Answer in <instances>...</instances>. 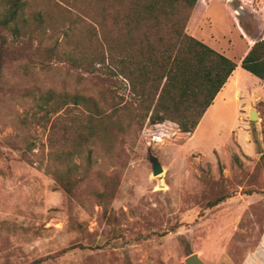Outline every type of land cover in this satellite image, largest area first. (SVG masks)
Returning a JSON list of instances; mask_svg holds the SVG:
<instances>
[{"label":"rangeland","instance_id":"obj_1","mask_svg":"<svg viewBox=\"0 0 264 264\" xmlns=\"http://www.w3.org/2000/svg\"><path fill=\"white\" fill-rule=\"evenodd\" d=\"M21 1L28 25L0 26V264H185L192 254L206 264H264V82L237 66L230 84L242 87L217 97L192 134L145 121L111 153L88 145L59 165L51 123L35 117L26 95L79 93L102 107L107 90L129 98L128 89L100 64L73 63L100 59V31L84 15L99 0H68L72 26L33 22L37 13L62 20L57 0ZM7 8L0 0V14ZM185 32L238 65L264 37V0H197ZM81 112H64L60 150L80 143Z\"/></svg>","mask_w":264,"mask_h":264},{"label":"trees","instance_id":"obj_2","mask_svg":"<svg viewBox=\"0 0 264 264\" xmlns=\"http://www.w3.org/2000/svg\"><path fill=\"white\" fill-rule=\"evenodd\" d=\"M196 2L99 0V12L97 10L89 17L84 14L91 20L87 26H98L100 31V45L96 49V56L100 59L96 62L73 60V63H81L86 70L100 64V70L104 69L108 76L121 77L129 98L107 90L110 96L102 99L101 107L95 99L79 93L47 90L37 98L33 94L26 95L36 101L35 117L51 123L50 155H54L59 165L80 158L88 145L100 144L104 152L111 153L117 137L127 134L133 125L141 128L145 121L152 125L170 122L182 134L194 132L237 67L231 59L185 32ZM7 5L5 12L0 14V26H13L12 30L18 33V22L22 20L24 26L28 25L23 12L24 3L7 0ZM55 5L62 20L53 21L47 19L46 14L37 13L33 15L36 26H72L66 25V17L71 14L68 0H57ZM40 31L42 33L43 29ZM63 34L67 36L66 31ZM240 67L264 82V37L254 41L241 59ZM70 105L82 110L76 116L85 126L76 135L80 143L62 151L56 138L60 128L64 133L69 131L61 121L67 118L63 114L68 112ZM106 109L111 111L108 113ZM62 110L63 114L57 115ZM71 166L78 168L74 163ZM221 201L210 205L215 206Z\"/></svg>","mask_w":264,"mask_h":264},{"label":"water","instance_id":"obj_3","mask_svg":"<svg viewBox=\"0 0 264 264\" xmlns=\"http://www.w3.org/2000/svg\"><path fill=\"white\" fill-rule=\"evenodd\" d=\"M257 114L253 109L249 110V119L250 120H255L257 119ZM150 166H151V172H152V176H157L159 174L162 173V166L160 165L158 159L154 156L150 157ZM185 264H206L204 263L197 254H192L190 256H188L187 258H185L184 260Z\"/></svg>","mask_w":264,"mask_h":264},{"label":"crops","instance_id":"obj_4","mask_svg":"<svg viewBox=\"0 0 264 264\" xmlns=\"http://www.w3.org/2000/svg\"><path fill=\"white\" fill-rule=\"evenodd\" d=\"M196 6V5H195ZM195 8V7H194ZM194 11V10H193ZM250 48V47H249ZM249 48L247 49L246 53L248 52ZM245 53V54H246ZM245 56V55H244ZM240 66V63L237 65ZM237 68V67H236ZM250 74V73H249ZM236 75V69L232 72V74L230 75V77L228 78L227 82L224 84V86L221 88V90L218 92V94L216 95L215 99H217V97H221V99L223 101H226L227 99L233 98L234 92L235 90H237L238 88L242 87V85H240L239 83L236 84H230L231 79H233V77H235ZM237 81H239L238 77ZM256 78V77H255ZM214 99V100H215ZM214 102V101H213ZM213 104V103H212ZM211 107V106H210ZM209 107V108H210ZM208 108V109H209Z\"/></svg>","mask_w":264,"mask_h":264}]
</instances>
